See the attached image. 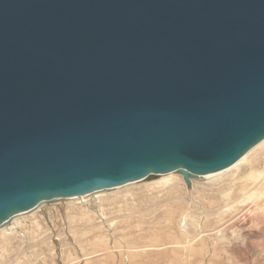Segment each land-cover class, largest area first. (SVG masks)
I'll list each match as a JSON object with an SVG mask.
<instances>
[{
  "label": "water",
  "instance_id": "obj_1",
  "mask_svg": "<svg viewBox=\"0 0 264 264\" xmlns=\"http://www.w3.org/2000/svg\"><path fill=\"white\" fill-rule=\"evenodd\" d=\"M263 141L264 0H0V228Z\"/></svg>",
  "mask_w": 264,
  "mask_h": 264
},
{
  "label": "rangeland",
  "instance_id": "obj_2",
  "mask_svg": "<svg viewBox=\"0 0 264 264\" xmlns=\"http://www.w3.org/2000/svg\"><path fill=\"white\" fill-rule=\"evenodd\" d=\"M244 157L188 186L170 173L44 203L0 228V264H264L263 180L240 190L264 171V141ZM253 158L259 165L246 167Z\"/></svg>",
  "mask_w": 264,
  "mask_h": 264
},
{
  "label": "bare ground",
  "instance_id": "obj_3",
  "mask_svg": "<svg viewBox=\"0 0 264 264\" xmlns=\"http://www.w3.org/2000/svg\"><path fill=\"white\" fill-rule=\"evenodd\" d=\"M253 156V155H252ZM244 157V156H243ZM242 157V158H243ZM242 158L239 160V161H241L242 160ZM245 158V157H244ZM254 160H255V158H253V160H251V161H249V162H247V164L246 165H248V166H246V167H249V168H251V169H254V167H256L257 165H259V160H257V161H255V163L253 164V162H254ZM238 161V162H239ZM250 164H252V166H249ZM236 166V165H235ZM241 170H242V168H241ZM240 170V171H241ZM224 171H226V170H224ZM224 171H222V172H219V173H216V174H212V175H207V176H204V177H209V176H213V175H217V174H222ZM238 171L239 170H237V171H235L236 173H238ZM255 174V173H254ZM229 175H231V174H229ZM231 176H233L234 177V175H231ZM239 176H241V175H239ZM204 177H199V178H197V179H202V178H204ZM226 177H223L222 179H225ZM258 178H260V179H262L263 181H260L261 183H263L264 184V171H263V173H261V174H258V175H253L252 174V172L251 173H249L248 174V176H246L245 178H243V180H241V183H242V186H241V189L240 190H245L246 188H247V185H248V182L249 181H252V182H254V183H257L258 181H257V179ZM237 179H239L238 177H237ZM240 179H241V177H240ZM169 178L168 179H165L164 181H166V182H169ZM226 180V179H225ZM230 181V180H229ZM223 183V182H222ZM224 186V185H223ZM220 188V187H219ZM232 188V187H231ZM240 188V187H239ZM260 188V187H259ZM230 191V190H229ZM239 192H241V191H239ZM245 192V191H244ZM229 195V194H228ZM259 195V197H264V193H261V194H258ZM214 197V196H213ZM215 198V197H214ZM236 199L237 198V193L236 194H231L230 196H228V199ZM174 199V198H173ZM174 200H176V199H174ZM212 201V200H211ZM215 201V200H214ZM224 201V200H223ZM181 202V201H180ZM180 202H178V204L179 205H181L180 204ZM176 203H177V200L175 201V205H176ZM218 201H217V199H216V202L215 203H213V204H215V205H218ZM199 205V204H198ZM201 205V204H200ZM193 206V205H192ZM197 206V205H196ZM258 206L259 205H256V207L258 208ZM195 208V207H194ZM200 208H202V207H200ZM204 208V211H209V210H211V209H209L208 207L206 208L205 206L203 207ZM193 209V208H192ZM198 209V208H197ZM171 210H173V209H171ZM176 210V209H175ZM175 210H174V212H175ZM172 212V211H171ZM192 212H195V211H192ZM210 213V212H209ZM207 214V213H206ZM171 215V214H170ZM165 216V215H164ZM163 216V217H164ZM172 216H173V214H172ZM159 217H161V216H159ZM162 217V218H163ZM175 217V216H174ZM165 218V217H164ZM163 218V220H165ZM171 219V221H172V218H170ZM170 221V222H171ZM163 222V221H162ZM152 223V222H151ZM164 223V222H163ZM167 224V223H166ZM142 225H144V224H142ZM147 225H149L148 223H147ZM154 240H157V239H154ZM163 239H161V241H162ZM166 240V239H165ZM164 240V241H165ZM170 240V239H169ZM157 241H159V240H157ZM167 241V240H166ZM170 241H172V240H170ZM149 243H152V242H149ZM162 243V242H161ZM166 244H167V242H165ZM146 244H148V243H146ZM165 244V245H166ZM161 245V244H160ZM152 246V245H151ZM155 246V245H154ZM163 252V251H162ZM169 251H167V253H168ZM173 253V252H172ZM187 253H190V250L187 252Z\"/></svg>",
  "mask_w": 264,
  "mask_h": 264
}]
</instances>
